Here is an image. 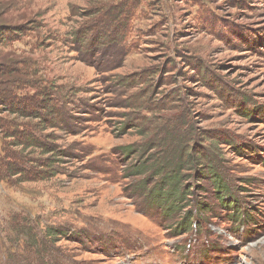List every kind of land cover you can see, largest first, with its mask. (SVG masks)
Returning <instances> with one entry per match:
<instances>
[{
    "label": "rangeland",
    "instance_id": "374dc122",
    "mask_svg": "<svg viewBox=\"0 0 264 264\" xmlns=\"http://www.w3.org/2000/svg\"><path fill=\"white\" fill-rule=\"evenodd\" d=\"M0 98V264H264V0H0Z\"/></svg>",
    "mask_w": 264,
    "mask_h": 264
},
{
    "label": "trees",
    "instance_id": "16d2710c",
    "mask_svg": "<svg viewBox=\"0 0 264 264\" xmlns=\"http://www.w3.org/2000/svg\"><path fill=\"white\" fill-rule=\"evenodd\" d=\"M90 40H94V38H90ZM89 40V41H90ZM46 102L41 103L42 104V109L45 110V108H47V106L45 104ZM0 105H3V112H11V114H13V109H12V102L11 101H6L3 98H0ZM40 105V104H39ZM50 108L53 110L51 112V115L56 114L58 116V120H57V126L61 123L60 122V116L62 115L61 113L59 114V112L57 111V109H54V106H50ZM16 112H23V110L17 109ZM48 120L43 121L44 123H48L46 122ZM26 126L24 125H19V124H14L13 122H10L6 119H0V140H1V146H0V154L3 155V159L0 155V175L6 177V178H10L12 176L15 175H19L20 173L24 172L23 167L25 166V164L27 163V161L23 160V157L18 153V152H8L7 148L9 147H15V148H21L24 151L30 149V148H35L37 150L42 148V144L38 143L37 141L33 140L30 136V133H28L27 131L24 132V130L17 131L18 128H25ZM12 129V132H10ZM26 129V128H25ZM29 138H31L32 140H29ZM5 140H13V142L6 144ZM49 151H46L45 154H47ZM202 160H206L209 163H212V158H209L210 156H206V155H202L201 156ZM16 159L18 162V166H13V165H9L7 162L2 163V160H6V159ZM48 166V165H47ZM18 167V168H16ZM212 170L214 168H211ZM179 171V170H178ZM213 177L216 178V174H213ZM177 181L175 180V176H169L165 178V181L162 182V186L164 189H166V191L162 194H160V200H169V199H173V202H175L174 205L170 204V208L173 209V207L176 205V207H178L179 203H181V199H183V196L186 195V193H183V191L178 190V184L176 183ZM217 184H219L218 190H217V195H220V197H227L228 194V188L227 187H222L221 183H219L218 181H216ZM168 185V187L165 188V186ZM180 200H179V199ZM226 201L222 202V205H225ZM173 206V207H172ZM206 210V208L204 209ZM175 211V210H174ZM26 241L28 240L27 237H25ZM24 261V260H22ZM7 263V262H6ZM24 264H27L26 262H23Z\"/></svg>",
    "mask_w": 264,
    "mask_h": 264
}]
</instances>
